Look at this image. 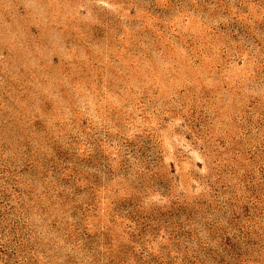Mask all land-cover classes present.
Returning a JSON list of instances; mask_svg holds the SVG:
<instances>
[{
  "label": "rangeland",
  "instance_id": "1",
  "mask_svg": "<svg viewBox=\"0 0 264 264\" xmlns=\"http://www.w3.org/2000/svg\"><path fill=\"white\" fill-rule=\"evenodd\" d=\"M0 264H264V0H0Z\"/></svg>",
  "mask_w": 264,
  "mask_h": 264
}]
</instances>
